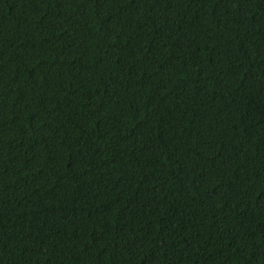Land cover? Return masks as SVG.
<instances>
[{
  "label": "trees",
  "instance_id": "obj_1",
  "mask_svg": "<svg viewBox=\"0 0 264 264\" xmlns=\"http://www.w3.org/2000/svg\"><path fill=\"white\" fill-rule=\"evenodd\" d=\"M0 264H264V0H0Z\"/></svg>",
  "mask_w": 264,
  "mask_h": 264
}]
</instances>
